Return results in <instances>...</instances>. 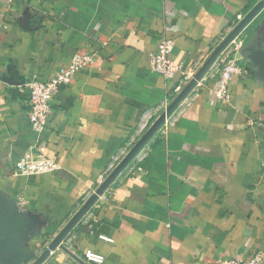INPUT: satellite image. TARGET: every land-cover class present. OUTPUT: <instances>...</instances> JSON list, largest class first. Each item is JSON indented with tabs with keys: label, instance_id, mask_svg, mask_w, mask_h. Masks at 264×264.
I'll return each instance as SVG.
<instances>
[{
	"label": "crops",
	"instance_id": "crops-1",
	"mask_svg": "<svg viewBox=\"0 0 264 264\" xmlns=\"http://www.w3.org/2000/svg\"><path fill=\"white\" fill-rule=\"evenodd\" d=\"M260 0H0V192L46 222L40 252ZM264 11L225 50L240 69L215 95L219 60L73 229L66 246L85 264H210L264 256V77L250 49ZM174 43L181 72H151L149 54ZM76 53L95 54L51 103L37 137L31 80L48 81ZM190 80L185 81V76ZM28 151L54 161L14 174ZM90 252L93 261L85 259ZM45 264H79L56 251Z\"/></svg>",
	"mask_w": 264,
	"mask_h": 264
},
{
	"label": "water",
	"instance_id": "water-1",
	"mask_svg": "<svg viewBox=\"0 0 264 264\" xmlns=\"http://www.w3.org/2000/svg\"><path fill=\"white\" fill-rule=\"evenodd\" d=\"M264 11V0H260L220 42L208 56L192 79L171 100L165 110L149 125L147 130L129 149L125 156L116 164L112 171L104 178L96 190L82 204L77 212L68 220L61 230L53 237L41 252L28 247L40 227H46V222L37 219L30 212L20 210L13 200H8L0 192V264H45L52 253L61 251L79 264H85L73 255L66 246V240L73 229L87 215L89 210L98 201L117 177L134 161L145 146L157 134L166 120L175 113L183 101L189 96L197 83L214 66L221 54L229 44L239 37L252 22ZM255 58L256 66L264 77V48L262 50L250 49Z\"/></svg>",
	"mask_w": 264,
	"mask_h": 264
},
{
	"label": "built area",
	"instance_id": "built-area-1",
	"mask_svg": "<svg viewBox=\"0 0 264 264\" xmlns=\"http://www.w3.org/2000/svg\"><path fill=\"white\" fill-rule=\"evenodd\" d=\"M238 39L235 38L229 45ZM174 49V43L170 40H162L155 48V51L149 54V68L151 72L162 76L165 79L173 78L177 73L181 72V67L173 63L171 54ZM231 52L224 50L219 57V63L224 65L219 73L215 95L218 99H226V86L232 75L239 74L240 69L233 59ZM95 59L92 53H76L70 59L66 66L56 72L55 76L48 81L31 80L26 84L28 93V114L27 119L31 132L35 136H39L45 129L48 120L52 114L51 103L58 94L61 87L69 85L75 74L83 72L90 68ZM190 80L189 76H185V81ZM149 127L148 123H142L139 126L136 140L133 145L142 136ZM128 150L122 151V155L116 157L110 165L108 173L116 166V164L125 156ZM59 166L56 162L46 158L45 156L33 151L26 152L15 165L16 175L30 176L43 175L55 172ZM85 259L94 262V258L90 252L84 254ZM172 264V263H170ZM210 264H264V256L256 253L248 258L238 256L230 258H217Z\"/></svg>",
	"mask_w": 264,
	"mask_h": 264
},
{
	"label": "flooded vegetation",
	"instance_id": "flooded-vegetation-1",
	"mask_svg": "<svg viewBox=\"0 0 264 264\" xmlns=\"http://www.w3.org/2000/svg\"><path fill=\"white\" fill-rule=\"evenodd\" d=\"M257 50H262L264 48V31L259 35V38L253 43Z\"/></svg>",
	"mask_w": 264,
	"mask_h": 264
}]
</instances>
